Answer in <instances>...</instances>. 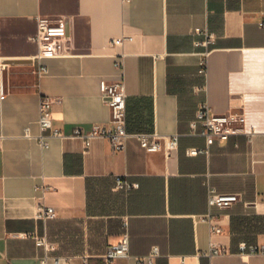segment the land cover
I'll return each instance as SVG.
<instances>
[{
    "label": "crops",
    "instance_id": "obj_1",
    "mask_svg": "<svg viewBox=\"0 0 264 264\" xmlns=\"http://www.w3.org/2000/svg\"><path fill=\"white\" fill-rule=\"evenodd\" d=\"M38 14L65 16L69 29L68 54L43 59L41 78L32 61ZM261 20L264 0H0V264H106L108 247L126 232L130 257L115 264H137L155 246L154 264H264V254L240 247L264 244ZM196 29L212 41L198 44L205 36ZM119 80L128 132L178 134L169 155L146 151L135 136L117 152L107 138L86 149L70 136L110 126L102 83ZM42 95L53 99V124L68 136H49L46 147L38 138ZM204 103L244 114L252 140L232 135L190 155L207 147L201 125L192 127ZM118 177L138 186L118 189ZM210 189L239 200L210 206ZM42 205L57 217L38 218ZM209 214L221 233L211 236ZM211 241L226 252L209 255Z\"/></svg>",
    "mask_w": 264,
    "mask_h": 264
},
{
    "label": "built area",
    "instance_id": "obj_2",
    "mask_svg": "<svg viewBox=\"0 0 264 264\" xmlns=\"http://www.w3.org/2000/svg\"><path fill=\"white\" fill-rule=\"evenodd\" d=\"M130 1V0H123ZM37 32L31 37L32 40L38 43L39 51L33 57V72L41 78L48 72V67L43 63V59L59 57L67 55L68 46L66 41L69 38V29L67 17L65 16H48L38 14L37 17ZM261 27H264V20L259 22ZM197 34H202L205 39L198 44L208 45L212 41V34L207 30L196 29ZM131 37H121L112 39L111 44L121 43L129 40ZM208 56L209 52H205L199 62V72L203 75L208 71ZM121 66V62L116 63ZM103 97L106 99L111 111L110 126L94 124L90 131L85 132L82 128L74 129L71 137H80L84 140L85 147L88 149L95 138H107L114 152L122 151L126 148L127 141L130 137L135 136L142 148L146 151H164L167 155L178 147L179 135H162L158 132H140L131 134L127 130L126 105L127 93L124 82L122 80L109 83H102ZM53 99L42 95L40 97V135L38 136L42 147L48 145L47 138L49 136L66 138L68 137L61 129L53 124L52 113ZM245 115L237 113H216L212 110L208 103L202 104L196 111L195 119L192 121V127L201 125V134L206 138V149L192 148L189 149L190 155H197L206 151L215 142L222 143L230 136L237 134H245L249 140L255 135L254 130H247L245 127ZM137 183H131L126 179L118 177L116 179V188L130 190L137 187ZM239 200V196L235 193H220L215 189L209 190L208 201L210 206L229 207ZM38 218L51 219L57 217V211L54 207L42 205L38 209ZM207 221L210 228L211 236L222 232V227L214 221V217L209 214L203 217ZM38 244L44 245L49 249V244L45 238H38ZM243 252L250 254H264V244L240 245ZM226 249L219 246L216 242L211 241V249L209 255H218L225 253ZM160 254L159 247L155 246L145 256L140 257L137 264H154L156 257ZM130 257V239L128 233H124L119 243L108 247L104 254L106 264H115V261L121 258ZM45 262H47L45 260ZM59 263V261H57Z\"/></svg>",
    "mask_w": 264,
    "mask_h": 264
}]
</instances>
